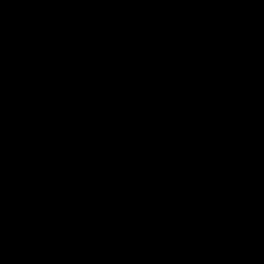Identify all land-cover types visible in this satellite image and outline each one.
Wrapping results in <instances>:
<instances>
[{"label":"water","instance_id":"1","mask_svg":"<svg viewBox=\"0 0 264 264\" xmlns=\"http://www.w3.org/2000/svg\"><path fill=\"white\" fill-rule=\"evenodd\" d=\"M0 264H264V0H0Z\"/></svg>","mask_w":264,"mask_h":264}]
</instances>
